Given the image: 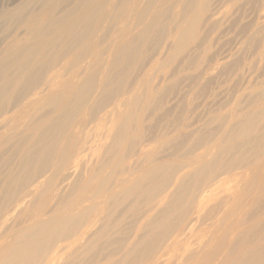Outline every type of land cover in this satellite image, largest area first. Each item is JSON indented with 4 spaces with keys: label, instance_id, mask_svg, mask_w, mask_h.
Here are the masks:
<instances>
[{
    "label": "bare ground",
    "instance_id": "1",
    "mask_svg": "<svg viewBox=\"0 0 264 264\" xmlns=\"http://www.w3.org/2000/svg\"><path fill=\"white\" fill-rule=\"evenodd\" d=\"M175 1L35 0L39 13L0 21L4 40L29 34L0 51V264H62L87 235L90 251L106 239L117 252L95 264H264V96L236 148L138 174L126 160L161 100L151 74L198 37L195 1L182 0L174 46L147 67ZM11 202L26 217L4 229Z\"/></svg>",
    "mask_w": 264,
    "mask_h": 264
},
{
    "label": "rangeland",
    "instance_id": "2",
    "mask_svg": "<svg viewBox=\"0 0 264 264\" xmlns=\"http://www.w3.org/2000/svg\"><path fill=\"white\" fill-rule=\"evenodd\" d=\"M194 1L193 14L201 18L198 37L174 59L166 60L164 68L156 66L150 76L155 88L164 89L157 110L146 114L142 131L128 146L126 160L132 164L135 174L160 162L168 166L187 165L207 145L213 149L236 148V135L241 123L261 109L260 97L264 96V0ZM35 3V0H0V21L15 18L23 10L27 13L34 10L32 15L39 13L36 11L39 6ZM182 12V0L171 4L166 20L167 35L152 46L151 58L145 60L147 67L155 58L165 61L167 50L169 52L174 46L173 39L178 38ZM11 30L12 34L6 40L0 37V51L14 36L29 37L23 27H12ZM169 35L172 36L169 38ZM92 126L87 129L90 134ZM90 137L85 153H89L96 140L94 134ZM149 162L152 164L147 166ZM2 195L0 192V205L3 203ZM60 204V200L53 202L55 206ZM6 207L13 217L4 229L25 220L26 216H19L20 207L15 202ZM192 218L189 214L184 225L189 224ZM200 228L196 227L195 235L190 239L192 242L202 238ZM132 237L133 233L127 235V238ZM75 239L77 243L66 253L68 256L62 264L104 262L107 256L116 252L106 239L98 241L91 251V236ZM187 248V244L182 245L175 254L180 255ZM122 256L124 254L119 252L114 259Z\"/></svg>",
    "mask_w": 264,
    "mask_h": 264
}]
</instances>
